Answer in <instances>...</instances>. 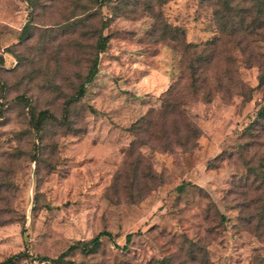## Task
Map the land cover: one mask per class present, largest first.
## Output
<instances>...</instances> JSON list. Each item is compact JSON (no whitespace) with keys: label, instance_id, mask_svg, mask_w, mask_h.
I'll return each mask as SVG.
<instances>
[{"label":"rangeland","instance_id":"374dc122","mask_svg":"<svg viewBox=\"0 0 264 264\" xmlns=\"http://www.w3.org/2000/svg\"><path fill=\"white\" fill-rule=\"evenodd\" d=\"M33 1L0 0V260L264 264V0Z\"/></svg>","mask_w":264,"mask_h":264},{"label":"trees","instance_id":"16d2710c","mask_svg":"<svg viewBox=\"0 0 264 264\" xmlns=\"http://www.w3.org/2000/svg\"><path fill=\"white\" fill-rule=\"evenodd\" d=\"M92 2H96V3H101L102 0H91ZM29 4L30 6L33 8L35 6V1L33 0H29ZM28 24L29 22H26L23 27L21 28L20 31V36L26 37L28 34ZM105 25L102 23L100 28H99V33L96 36L95 42H94V47H95V52L94 55L92 57L89 69L87 70L86 73V77H85V81L81 82L78 86H77V90L76 93L74 95V98H79L80 96L83 95L84 91H85V82L91 80L94 75L97 72V64H98V57H99V52L103 51L106 48L107 45V41H108V35L107 34H103L102 32H100V29H102ZM164 30H166V26L164 27ZM2 57H0L1 60ZM262 76V80L264 79V74L261 75ZM50 116V113L48 112V110H41L38 114V116L33 115V119H32V125L34 126L35 129H40L43 126V123L45 122V119L47 117ZM259 116H264V105L260 108L259 110ZM263 182H264V177H263ZM179 187L181 188L182 185H179ZM106 234L108 236H111V232L109 231H100L99 233H97L96 235L92 236L91 238H89L88 240H83V239H78L76 241H74L73 243H71L65 251H63L58 257L54 258V260H60L62 258V256L70 249L75 248V247H80L83 250H88L90 248L96 247L99 242H100V237L101 235ZM130 236L131 233H127L126 234V243L130 240ZM21 252H17V253H13L7 257H5L4 259L0 260V264H9L11 262H13L19 255H21ZM41 260H45L47 259V257L42 256L40 257ZM161 264H165V261H162Z\"/></svg>","mask_w":264,"mask_h":264}]
</instances>
